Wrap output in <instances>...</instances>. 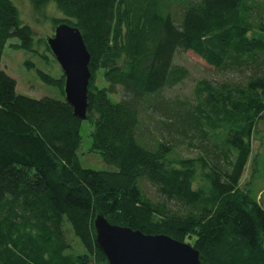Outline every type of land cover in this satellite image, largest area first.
Here are the masks:
<instances>
[{
	"label": "trees",
	"instance_id": "16d2710c",
	"mask_svg": "<svg viewBox=\"0 0 264 264\" xmlns=\"http://www.w3.org/2000/svg\"><path fill=\"white\" fill-rule=\"evenodd\" d=\"M27 1L37 16L52 5L61 15L51 19L54 28L80 32L90 55V150L116 171L80 166L82 121L64 100L15 93L1 69L3 50L15 39L9 48L37 54L36 41L15 4L0 0V264H107L95 239L97 215L188 244L201 264H264V211L239 185L264 124V0ZM177 52L223 75L198 81L193 105L160 99L186 76L173 65ZM35 72L64 97V76ZM152 109L178 137L151 141L140 132ZM192 138L200 153L176 157L177 145ZM65 224L83 253L71 252Z\"/></svg>",
	"mask_w": 264,
	"mask_h": 264
},
{
	"label": "rangeland",
	"instance_id": "374dc122",
	"mask_svg": "<svg viewBox=\"0 0 264 264\" xmlns=\"http://www.w3.org/2000/svg\"><path fill=\"white\" fill-rule=\"evenodd\" d=\"M19 11L21 20L28 25L34 34L35 53H26L24 51H15L9 48L8 45L16 44L17 40H10L5 46L1 57V69L11 77L15 83V93L30 99L39 100L48 98L56 101H63L64 97L60 94L56 87L44 84L37 76L36 70L49 75L54 79H60L63 76L59 65L54 60L52 54H49L43 45L38 42L46 41L51 38L54 33V27L51 19H60L61 15L55 10L52 5H47L43 10V15L34 13L30 3L27 0H11ZM261 2V0H255ZM42 55L45 57L43 58ZM30 62L34 69H27L26 64ZM173 65L178 69H183L186 73L183 80L170 89H165L160 95V99L166 102L178 100L181 103L188 105L194 104V87L198 81L206 80L209 82H220L223 75L215 72V70L207 66L200 58L191 52H177L173 58ZM103 83L97 81V87L102 88ZM112 98L111 96H109ZM112 100H114L112 98ZM142 125L140 132L145 134V137L151 141L168 139L169 135L178 137L177 133H169V131L161 125L165 121L162 113L157 109H152L147 113H143ZM92 128L87 120L82 121L80 127L81 145L77 151V158L80 166L83 169L103 172H115L116 168L103 162L100 155L91 152V137ZM219 133L217 137H221ZM217 138V139H218ZM216 139V140H217ZM214 139H212L213 141ZM191 144L197 143V138L186 139L184 142L177 145L176 157L194 158L200 151L193 148ZM209 146L212 144L208 143ZM240 188L247 190L251 197L256 198L264 211V200L260 198L264 190V124L260 123L256 132L251 139V156L243 171ZM142 191L151 198L155 199L154 189L147 183L141 182ZM66 242L71 247V252L74 254L83 253L82 247L78 240L72 235L69 227L65 224Z\"/></svg>",
	"mask_w": 264,
	"mask_h": 264
},
{
	"label": "water",
	"instance_id": "95a60500",
	"mask_svg": "<svg viewBox=\"0 0 264 264\" xmlns=\"http://www.w3.org/2000/svg\"><path fill=\"white\" fill-rule=\"evenodd\" d=\"M46 43L64 76V101L74 117L84 121L91 75L90 55L82 36L76 28L60 24ZM93 228L107 264H201L199 253L192 246L168 236L144 235L113 226L101 215L95 218Z\"/></svg>",
	"mask_w": 264,
	"mask_h": 264
}]
</instances>
